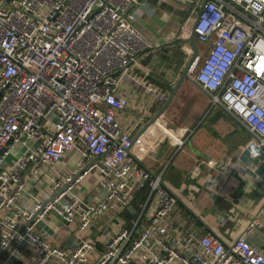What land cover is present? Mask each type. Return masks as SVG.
Masks as SVG:
<instances>
[{
  "label": "built area",
  "instance_id": "obj_1",
  "mask_svg": "<svg viewBox=\"0 0 264 264\" xmlns=\"http://www.w3.org/2000/svg\"><path fill=\"white\" fill-rule=\"evenodd\" d=\"M142 1L0 0V264H264V245L246 240L264 229L259 213L229 243L214 232L169 236L176 198L164 168L139 163L117 116L129 104L122 80L153 46L129 12ZM202 1L175 35L207 46L188 71L264 147V0ZM73 151L77 166L60 173ZM92 172L103 195L91 202L74 190ZM142 188L129 222L97 251L87 231ZM51 210L76 228L71 247L37 230Z\"/></svg>",
  "mask_w": 264,
  "mask_h": 264
},
{
  "label": "crops",
  "instance_id": "obj_2",
  "mask_svg": "<svg viewBox=\"0 0 264 264\" xmlns=\"http://www.w3.org/2000/svg\"><path fill=\"white\" fill-rule=\"evenodd\" d=\"M195 1L143 0L129 9L133 24L153 45L131 65L119 89L129 104L117 116L133 139L161 107L187 61L206 51V44L195 38L192 43L175 39L189 12L196 14ZM131 152L151 172L164 168L163 183L176 198L167 218L171 240L214 232L229 243L257 213L264 226V147L240 119L211 101L189 71L158 118L136 137ZM79 160L78 151L67 153L57 165L60 173L73 171ZM96 179L95 172L88 174L75 194L85 201L101 199ZM137 196L135 209L142 198ZM133 214L124 209L98 218L87 231L96 240L95 249L102 250L103 240ZM36 228L61 247L74 243L76 228L67 231L55 210ZM246 240L264 245V229L255 228Z\"/></svg>",
  "mask_w": 264,
  "mask_h": 264
},
{
  "label": "water",
  "instance_id": "obj_3",
  "mask_svg": "<svg viewBox=\"0 0 264 264\" xmlns=\"http://www.w3.org/2000/svg\"><path fill=\"white\" fill-rule=\"evenodd\" d=\"M206 0H203L202 2L204 3ZM193 35L189 38V42H193ZM192 58L189 59V61H187L184 69L181 72V75L179 77V79L177 80L176 84L171 88V91L169 93V95L163 100V104L161 105V107L157 110V112L142 126V128L140 129V132L134 137V139L132 140V144L135 142L136 137L143 131L145 130L156 118H158V116L162 113V111L165 109V107L167 106V104L171 101L181 79L185 76H187L188 73V69L192 63ZM135 211V204L132 203L130 204L126 209H125V214H127L128 216L131 215V212Z\"/></svg>",
  "mask_w": 264,
  "mask_h": 264
},
{
  "label": "trees",
  "instance_id": "obj_4",
  "mask_svg": "<svg viewBox=\"0 0 264 264\" xmlns=\"http://www.w3.org/2000/svg\"><path fill=\"white\" fill-rule=\"evenodd\" d=\"M145 192H146V188H142L141 190H139L137 192V195H138L137 197L141 198V196H143L145 194Z\"/></svg>",
  "mask_w": 264,
  "mask_h": 264
}]
</instances>
